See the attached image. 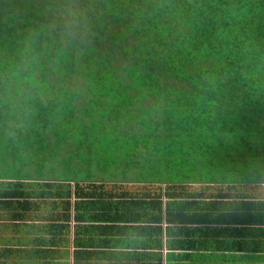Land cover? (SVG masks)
Here are the masks:
<instances>
[{
	"label": "trees",
	"instance_id": "obj_1",
	"mask_svg": "<svg viewBox=\"0 0 264 264\" xmlns=\"http://www.w3.org/2000/svg\"><path fill=\"white\" fill-rule=\"evenodd\" d=\"M28 177L264 221V0H0V178Z\"/></svg>",
	"mask_w": 264,
	"mask_h": 264
},
{
	"label": "crops",
	"instance_id": "obj_2",
	"mask_svg": "<svg viewBox=\"0 0 264 264\" xmlns=\"http://www.w3.org/2000/svg\"><path fill=\"white\" fill-rule=\"evenodd\" d=\"M99 184L0 178V264H264V221L219 188L183 183L160 209L123 194L137 184Z\"/></svg>",
	"mask_w": 264,
	"mask_h": 264
},
{
	"label": "rangeland",
	"instance_id": "obj_3",
	"mask_svg": "<svg viewBox=\"0 0 264 264\" xmlns=\"http://www.w3.org/2000/svg\"><path fill=\"white\" fill-rule=\"evenodd\" d=\"M63 156V155H62ZM61 156V157H62ZM61 157H60V159H61ZM56 164L58 165L59 164V166H61V163L60 162H56ZM62 167H60V169H61ZM5 172V171H4ZM52 179H58L57 177L56 178H52Z\"/></svg>",
	"mask_w": 264,
	"mask_h": 264
}]
</instances>
